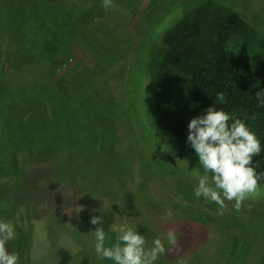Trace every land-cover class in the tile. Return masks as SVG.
<instances>
[{
    "label": "rangeland",
    "instance_id": "1",
    "mask_svg": "<svg viewBox=\"0 0 264 264\" xmlns=\"http://www.w3.org/2000/svg\"><path fill=\"white\" fill-rule=\"evenodd\" d=\"M69 1L78 15L68 38L44 32L45 44L61 52L56 61L38 69L37 62L23 61V68L12 62L0 74L10 90L15 79L19 90L38 94L28 98L25 126L31 148L48 144L40 151L44 155L7 146L1 121L8 113L0 96V174L20 173L14 198L0 192V220L11 222L17 233L8 251L20 256V264H112L98 259L93 248L96 226L89 219L101 215L105 246L115 243V229L125 223L145 236L146 248L161 239L166 253L156 264H264V186L239 209L226 200L218 215L217 205L193 196L204 175L196 154H184L196 166L191 169L178 148L162 156L149 140V127L147 134L140 127L147 119L145 83L136 66L153 69L161 53L156 28L174 18L173 2L201 0H113L110 9L101 0ZM217 1L264 30V0ZM36 69L45 77L42 85L56 83L44 90ZM49 94L52 104L37 107ZM14 184L11 176L0 175V190ZM169 229L176 232L175 246L166 243Z\"/></svg>",
    "mask_w": 264,
    "mask_h": 264
},
{
    "label": "trees",
    "instance_id": "2",
    "mask_svg": "<svg viewBox=\"0 0 264 264\" xmlns=\"http://www.w3.org/2000/svg\"><path fill=\"white\" fill-rule=\"evenodd\" d=\"M173 3L174 18L169 21L165 18L162 29L156 28L161 53L153 63V69L146 71L140 63L136 66L145 83L141 98L147 119L141 123L142 131L147 134L149 127V140L162 156L166 151L179 149V157L187 167L196 168L184 155L195 154L186 144L187 123L213 104L243 120L255 132L262 150L259 156L253 157L254 166L258 172L264 171V107L257 105L254 96L257 90L264 88V30L217 0H201L194 5ZM83 9L81 16L86 17ZM76 12L69 0H0V74H4L6 66L12 62L22 68L23 61L37 62V69L54 63L61 52L55 46L45 44L44 35L60 33L68 38L67 34L74 28ZM19 13L23 18L14 21L11 17ZM143 52L142 47V55ZM37 69L34 75L39 86L43 88L56 83L42 85L45 77L39 76ZM14 81V91L9 85L0 83L3 100L0 102L8 113L1 121L3 138L7 139V146L23 154L41 153L48 144L31 148L33 140L27 136L25 126L27 107L32 106L28 98L33 97V101L38 94L19 90L21 83ZM217 93H223V101L217 100ZM50 98L36 101L37 107L41 103L52 104ZM16 172L20 174L19 171L0 174L15 179L14 186L0 190L9 199L14 198L19 188ZM261 186L264 182L259 184ZM11 208L16 214V207ZM21 209L24 210V206Z\"/></svg>",
    "mask_w": 264,
    "mask_h": 264
},
{
    "label": "clouds",
    "instance_id": "3",
    "mask_svg": "<svg viewBox=\"0 0 264 264\" xmlns=\"http://www.w3.org/2000/svg\"><path fill=\"white\" fill-rule=\"evenodd\" d=\"M101 3L105 9L114 7L113 0H101ZM254 96L257 105L264 107V88L257 90ZM217 100H224L223 93H217ZM186 144L196 154L204 172L198 177L193 196L217 205L218 215L223 214L226 200L235 201L234 208L239 209L242 202L255 194L259 184L264 182V171L258 172L253 161V157L261 153V141L243 120L217 109L213 104L202 115L188 121ZM89 223L96 226L92 232L98 259L110 260L112 264H156L157 259L166 253L165 243L159 238L152 241L151 248H146L145 236L127 223L115 229L118 232L115 243L105 246L102 216H91ZM16 235L11 222L0 220V264H20V256L6 247ZM166 243L176 245L174 229L167 231Z\"/></svg>",
    "mask_w": 264,
    "mask_h": 264
}]
</instances>
